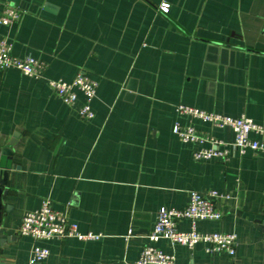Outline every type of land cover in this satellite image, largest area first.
Wrapping results in <instances>:
<instances>
[{
    "label": "crops",
    "instance_id": "1",
    "mask_svg": "<svg viewBox=\"0 0 264 264\" xmlns=\"http://www.w3.org/2000/svg\"><path fill=\"white\" fill-rule=\"evenodd\" d=\"M170 3L168 11L160 8ZM21 11L0 36L18 57L47 63L41 78L0 69V147L13 150L1 227L12 236L2 264H28L35 243L17 229L25 212L49 198L82 232L40 241L46 264H133L161 207L182 208L191 191L218 190L220 220L200 232H234L236 254L208 253L166 239L156 245L179 264H264V151L195 160L208 143H185L173 126L220 128L180 114L179 104L264 126V0H0ZM84 73L98 82L95 117L84 120L48 85ZM14 141L13 144L11 142ZM182 231L191 221L178 222Z\"/></svg>",
    "mask_w": 264,
    "mask_h": 264
},
{
    "label": "built area",
    "instance_id": "2",
    "mask_svg": "<svg viewBox=\"0 0 264 264\" xmlns=\"http://www.w3.org/2000/svg\"><path fill=\"white\" fill-rule=\"evenodd\" d=\"M169 7L170 3L167 1L160 4V8L164 11H168ZM20 16L21 11L18 7L5 4L0 12V25L10 26L19 20ZM6 68L18 69L26 76L38 79L46 71L47 63L31 55L16 56L13 53L11 41L5 36H0V69ZM48 85L68 105H74L79 100V94H82L83 101L78 110L80 117L84 120L95 117L92 101L96 97L99 85L96 80L84 73H79L71 81L49 79ZM177 111L191 119H198L220 128L230 127L234 132V141L228 146L229 144L224 140L202 132L192 123L185 125L175 123L173 133L181 141L209 144V146H202L194 151L195 160H225L231 153L230 147L241 154L247 150L264 151V126L245 114L231 116L185 104H179ZM220 198H230V195L218 190L191 191L186 206L182 208L161 207L154 226L148 234L150 243L144 246L133 264H179L174 253L165 252L156 245V242L161 239H166L173 245H184L190 249L203 243L208 253L225 252L229 256H234L238 241L236 233L200 232L196 227V222L199 220H220L222 218L223 214L216 203ZM182 219L191 221L190 230L182 231L178 228V222ZM17 233L31 237L35 242L30 251L28 264H46L50 250L40 244V241L68 237H75L79 240L102 237V234L80 231L78 224L71 221L65 211L54 208L49 198L43 199L38 208L25 212Z\"/></svg>",
    "mask_w": 264,
    "mask_h": 264
},
{
    "label": "water",
    "instance_id": "3",
    "mask_svg": "<svg viewBox=\"0 0 264 264\" xmlns=\"http://www.w3.org/2000/svg\"><path fill=\"white\" fill-rule=\"evenodd\" d=\"M13 143L14 141L11 142V144ZM12 154H13V150L11 148L0 147V264H2L1 256L2 254H4V246L6 242L12 240V236L6 234L3 228L1 227L3 201L9 192L7 187L9 170L11 168L16 167L12 162L13 160Z\"/></svg>",
    "mask_w": 264,
    "mask_h": 264
}]
</instances>
